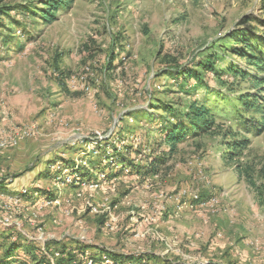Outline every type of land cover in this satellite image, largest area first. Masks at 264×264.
<instances>
[{"label": "rangeland", "instance_id": "obj_1", "mask_svg": "<svg viewBox=\"0 0 264 264\" xmlns=\"http://www.w3.org/2000/svg\"><path fill=\"white\" fill-rule=\"evenodd\" d=\"M32 4L42 0H0V30L12 32L0 40V258L17 243L26 264H53L63 247L81 261L108 250L155 264H264V206L224 161L222 136L170 154L152 108L180 96L169 69L260 26L261 0H73L38 25L20 15ZM245 132L241 161L264 169V129Z\"/></svg>", "mask_w": 264, "mask_h": 264}, {"label": "trees", "instance_id": "obj_2", "mask_svg": "<svg viewBox=\"0 0 264 264\" xmlns=\"http://www.w3.org/2000/svg\"><path fill=\"white\" fill-rule=\"evenodd\" d=\"M72 2L73 0H42V6H26L20 10V15L26 17L30 14L35 21L34 25H38L39 21L48 23L55 19L59 10L69 8ZM261 6L264 10V0H261ZM13 7L19 9L23 6ZM6 15L9 17L8 13ZM247 18L244 16L241 24H245ZM258 21L260 26L227 33L216 44L201 52V58L196 64L187 68L180 66L169 69L165 75L167 78L175 75L174 78L178 80L177 94L180 96L168 102L158 99L153 102L152 108L161 112V116L156 118L161 120L159 130L170 154L185 141L222 136V143L227 149L222 154L224 161L233 164L236 167V176L244 177L248 184L254 187L260 204L264 206V188L258 184L264 176H259V173L264 172V169L257 170L251 163L241 161L251 145V139L242 135L241 130H246L245 133L250 135L264 129V36L258 33L260 28L264 27V19ZM17 23L19 25V22ZM2 26L3 24H0V27ZM7 31L0 30V40L5 46L11 43L12 38V32L4 34ZM208 75L214 79V85L210 84ZM229 76L232 79H228ZM235 86L246 87V92L236 95ZM231 91L234 94L229 93ZM147 115L150 119L155 118L152 111L147 112ZM228 121L235 122V125L225 127L223 124ZM159 162L160 157L156 156L150 161L147 169L156 171ZM19 249L17 243L10 245L0 258V264H26V261H17ZM103 252L113 259L114 264H131L142 258L150 260L148 255L142 253L123 254L108 250ZM96 253L98 252H92L91 256L98 260L99 253ZM41 255L43 254L35 252L32 262L38 261L39 257H43ZM81 263L78 256H74L64 247L59 257L55 256L54 261V264Z\"/></svg>", "mask_w": 264, "mask_h": 264}, {"label": "built area", "instance_id": "obj_3", "mask_svg": "<svg viewBox=\"0 0 264 264\" xmlns=\"http://www.w3.org/2000/svg\"><path fill=\"white\" fill-rule=\"evenodd\" d=\"M102 179V177H101ZM22 196L25 195H30V191L28 189H23L20 191ZM34 195H38V193L35 192ZM53 201H51L52 203ZM59 254V253H58ZM56 256V253H55ZM59 256V255H57ZM56 256V257H57ZM98 256L100 257V259L95 260L94 257H92L91 255H86L84 261H81V264H114L115 262L113 261V259L105 252H102L100 254H98ZM151 260L142 258L140 261H133L131 264H155V263H151ZM54 264V262H53Z\"/></svg>", "mask_w": 264, "mask_h": 264}, {"label": "crops", "instance_id": "obj_4", "mask_svg": "<svg viewBox=\"0 0 264 264\" xmlns=\"http://www.w3.org/2000/svg\"><path fill=\"white\" fill-rule=\"evenodd\" d=\"M16 190H18V189H16ZM16 190H13V191H16ZM123 254H124V253H123ZM150 260H151V259H150ZM150 262H151V263H156V262H154V261H152V260H151Z\"/></svg>", "mask_w": 264, "mask_h": 264}]
</instances>
